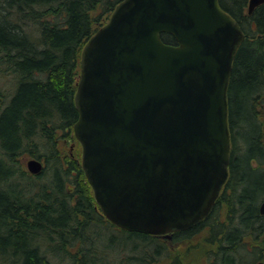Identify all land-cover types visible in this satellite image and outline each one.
Returning a JSON list of instances; mask_svg holds the SVG:
<instances>
[{
	"label": "trees",
	"instance_id": "trees-1",
	"mask_svg": "<svg viewBox=\"0 0 264 264\" xmlns=\"http://www.w3.org/2000/svg\"><path fill=\"white\" fill-rule=\"evenodd\" d=\"M119 1L0 0V76L15 80L10 93L0 90V261L178 264L186 252H206L208 264L264 260V2L248 13V0H219L244 33L227 92L229 173L208 216L166 237L110 222L79 153L62 152L59 142L61 133L78 143L80 53ZM160 37L177 43L170 33ZM25 153L43 161L39 173L23 168Z\"/></svg>",
	"mask_w": 264,
	"mask_h": 264
},
{
	"label": "water",
	"instance_id": "water-1",
	"mask_svg": "<svg viewBox=\"0 0 264 264\" xmlns=\"http://www.w3.org/2000/svg\"><path fill=\"white\" fill-rule=\"evenodd\" d=\"M263 2L248 0V13ZM243 39L219 0H120L88 37L72 129L110 222L169 235L208 215L228 175L227 92ZM42 167L26 161L32 174ZM258 209L264 216V199Z\"/></svg>",
	"mask_w": 264,
	"mask_h": 264
},
{
	"label": "rangeland",
	"instance_id": "rangeland-1",
	"mask_svg": "<svg viewBox=\"0 0 264 264\" xmlns=\"http://www.w3.org/2000/svg\"><path fill=\"white\" fill-rule=\"evenodd\" d=\"M14 82L15 80H14L13 74L7 73L3 76H0V90H2L3 93H10L13 90ZM2 94H0V97L3 98L4 96H2ZM59 136H61L59 142H60V147H61L62 152L70 154V155H72V153H75V154L79 153V155L81 154V146L79 143H76L74 140H71L70 137H67V136L63 137L61 133ZM26 153L20 156V161L22 162L23 168L25 170H27L26 161L27 159L31 158V156L26 155ZM42 164H43V161H42ZM199 240H200V235L196 236L195 242H198ZM186 253H187L186 255H182L183 256L182 258L180 259L178 258L180 260L178 264H182V262L183 264H208L206 252L194 254V255L188 254V252Z\"/></svg>",
	"mask_w": 264,
	"mask_h": 264
},
{
	"label": "flooded vegetation",
	"instance_id": "flooded-vegetation-1",
	"mask_svg": "<svg viewBox=\"0 0 264 264\" xmlns=\"http://www.w3.org/2000/svg\"><path fill=\"white\" fill-rule=\"evenodd\" d=\"M220 215H221L222 217H224V213H223V212H220ZM0 264H4V262H3V261H0Z\"/></svg>",
	"mask_w": 264,
	"mask_h": 264
},
{
	"label": "bare ground",
	"instance_id": "bare-ground-1",
	"mask_svg": "<svg viewBox=\"0 0 264 264\" xmlns=\"http://www.w3.org/2000/svg\"><path fill=\"white\" fill-rule=\"evenodd\" d=\"M2 104L1 97H0V105ZM41 160V159H40ZM42 161V160H41Z\"/></svg>",
	"mask_w": 264,
	"mask_h": 264
}]
</instances>
